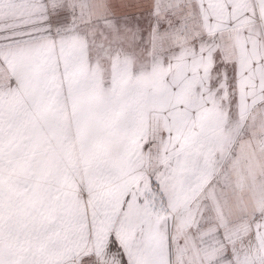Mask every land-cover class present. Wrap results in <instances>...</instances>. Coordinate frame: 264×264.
<instances>
[{"label":"snow or ice","instance_id":"snow-or-ice-1","mask_svg":"<svg viewBox=\"0 0 264 264\" xmlns=\"http://www.w3.org/2000/svg\"><path fill=\"white\" fill-rule=\"evenodd\" d=\"M0 264H264V0H0Z\"/></svg>","mask_w":264,"mask_h":264}]
</instances>
